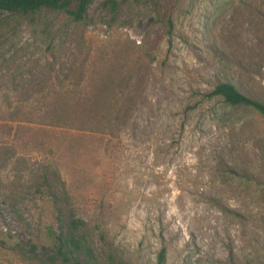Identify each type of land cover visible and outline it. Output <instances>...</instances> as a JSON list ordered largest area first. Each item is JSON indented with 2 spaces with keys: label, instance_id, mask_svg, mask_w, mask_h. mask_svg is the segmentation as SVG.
Listing matches in <instances>:
<instances>
[{
  "label": "rangeland",
  "instance_id": "rangeland-1",
  "mask_svg": "<svg viewBox=\"0 0 264 264\" xmlns=\"http://www.w3.org/2000/svg\"><path fill=\"white\" fill-rule=\"evenodd\" d=\"M100 2L0 46V264H75L71 208L119 264H264V120L205 97L264 101V0Z\"/></svg>",
  "mask_w": 264,
  "mask_h": 264
},
{
  "label": "trees",
  "instance_id": "trees-1",
  "mask_svg": "<svg viewBox=\"0 0 264 264\" xmlns=\"http://www.w3.org/2000/svg\"><path fill=\"white\" fill-rule=\"evenodd\" d=\"M98 1L100 0H0V46L4 40L15 34L23 22L34 19L43 12L62 13L75 21H82ZM126 1L128 0H101L100 5L104 9L118 12ZM205 97L222 98L226 105L251 111L264 120V101L244 93L232 82H218ZM10 127L5 126V128ZM12 130H17V126L12 127ZM240 176L243 179H250L244 174ZM64 198L68 202V198ZM70 211L71 218L67 223V229L62 230L58 235L52 233L54 245L59 252L62 253L64 250L73 255L76 254L75 264H119L115 249L106 237L104 238L101 227L95 225L103 241L106 258H102L96 252L91 228L87 221L76 217L72 208ZM165 254L166 248H163L159 254V264L164 263ZM230 257L233 260V253ZM232 262L235 264L234 261Z\"/></svg>",
  "mask_w": 264,
  "mask_h": 264
}]
</instances>
